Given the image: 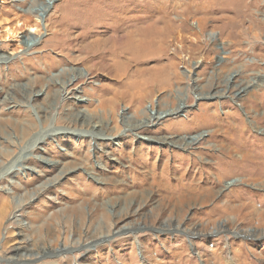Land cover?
I'll return each instance as SVG.
<instances>
[{"label":"rangeland","instance_id":"1","mask_svg":"<svg viewBox=\"0 0 264 264\" xmlns=\"http://www.w3.org/2000/svg\"><path fill=\"white\" fill-rule=\"evenodd\" d=\"M0 264H264V0H0Z\"/></svg>","mask_w":264,"mask_h":264},{"label":"bare ground","instance_id":"2","mask_svg":"<svg viewBox=\"0 0 264 264\" xmlns=\"http://www.w3.org/2000/svg\"><path fill=\"white\" fill-rule=\"evenodd\" d=\"M170 4V3H169ZM169 8V7H168ZM166 14V13H165ZM157 23L158 22H155L154 24H152V25H150L149 27H138L137 28V33H138V39H137V42L138 43H134L133 41H134V39L131 37H129L128 38V43H129V46H133V48L134 49H148L149 48V46H150V42H152V41H155V40H159V39H163L164 38V32H163V30H162V28L160 27V26H158L157 25ZM135 31V32H136ZM134 35V34H133ZM113 37H116L115 35H112ZM152 45V44H151ZM137 50H135V52H136ZM134 52V53H135ZM3 59V58H2ZM79 76L80 77H83V73H80L79 74ZM65 84H64V86H63V89H64V91H65ZM62 89V90H63ZM78 90H76V89H73V91L72 92H70L71 94H72V97L71 98H73V101H77V100H79L80 99V96H79V93L77 92ZM66 93H69V91H67ZM44 95H46V96H48L49 95V92H48V90H45L44 91V93H43ZM70 103V102H69ZM173 112V111H172ZM84 116H86L87 117V115H83L82 116V120H83V118H84ZM151 117H150V120H153L152 122H154V121H159L163 116H162V113L160 112V111H156L154 114H152V115H150ZM77 119V118H76ZM85 120V119H84ZM84 120H83V122H84ZM68 122L70 123V122H72V120L71 119H68ZM134 126L135 127H137V128H139V125L137 124H134ZM99 127H100V125H98V124H94L93 126H92V129L91 130H81L80 131V134L79 135H83V134H91L90 136L91 137H94V138H96V137H100L101 136V134H98V132H96V130H98L99 129ZM58 128H60V126L58 127ZM64 128V127H63ZM65 128H69V130H71L72 132H75L77 129H71L70 127H65ZM95 130V131H94ZM53 131H56V130H53ZM103 131V130H102ZM102 131H100V132H102ZM54 134L56 135V132H54ZM53 135V134H52ZM52 135H45V136H51L52 137ZM149 137V136H148ZM45 138H43V137H39V135L37 134L36 135V137H35V140L33 141V143L31 144V145H29V146H26V148H29V149H36L37 148V146L36 147H34L35 146V144H37L38 143V141H45L44 140ZM164 141H167V140H164ZM171 142H169V143H174V144H178L176 141H173V140H170ZM190 140L189 141H186V144L187 145H189L190 144ZM33 146V147H32ZM22 157V155H19L18 156V160L20 159ZM14 167V164L13 165H11L10 167H8V169L10 170V169H12ZM7 172H8V170H7ZM6 175H7V173H5ZM233 184V181H230V183H229V185H232ZM114 225V224H113ZM19 251V250H18ZM22 252V251H21ZM20 253V252H19ZM13 254V253H12Z\"/></svg>","mask_w":264,"mask_h":264},{"label":"water","instance_id":"3","mask_svg":"<svg viewBox=\"0 0 264 264\" xmlns=\"http://www.w3.org/2000/svg\"><path fill=\"white\" fill-rule=\"evenodd\" d=\"M139 231V229L138 230H136V232H138Z\"/></svg>","mask_w":264,"mask_h":264},{"label":"built area","instance_id":"4","mask_svg":"<svg viewBox=\"0 0 264 264\" xmlns=\"http://www.w3.org/2000/svg\"><path fill=\"white\" fill-rule=\"evenodd\" d=\"M213 245V244H212Z\"/></svg>","mask_w":264,"mask_h":264}]
</instances>
